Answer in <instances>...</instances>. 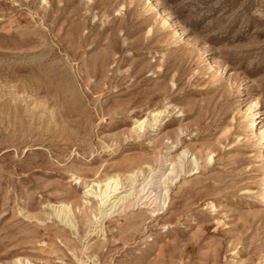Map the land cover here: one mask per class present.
Instances as JSON below:
<instances>
[{"label":"rangeland","instance_id":"374dc122","mask_svg":"<svg viewBox=\"0 0 264 264\" xmlns=\"http://www.w3.org/2000/svg\"><path fill=\"white\" fill-rule=\"evenodd\" d=\"M0 264H264V0H0Z\"/></svg>","mask_w":264,"mask_h":264},{"label":"bare ground","instance_id":"6f19581e","mask_svg":"<svg viewBox=\"0 0 264 264\" xmlns=\"http://www.w3.org/2000/svg\"><path fill=\"white\" fill-rule=\"evenodd\" d=\"M144 123H145L144 121L138 122L137 128L142 129L144 127ZM254 125H255V122H253V126ZM137 173H138V171L136 173L135 172L130 173V175H129V179L131 182L130 187L135 185ZM120 185H121V183L119 182L118 177L109 178V179L105 180L103 185H101L100 183H97L96 184V188H97L96 191H93L92 187L89 188V190L87 191L88 194L92 195L95 199L98 200V202L96 204L97 209L96 208L95 209L98 210V213L100 216L109 215L111 210L114 209L118 203H121L123 205L124 203H126L129 200V198L131 196H133L134 192L132 190H131L132 191L131 193L129 192L127 194L125 193V194L121 195V193L123 191H120L122 188V185L121 186ZM143 190H144V186L141 187L139 192H142ZM129 191H130V189H129ZM54 211L56 212L57 215L58 214L61 215L64 213L65 214L64 217H66V215L68 214L66 222L69 225H72V222L69 218L71 210L68 206L62 205L61 208H58V210L56 208H54Z\"/></svg>","mask_w":264,"mask_h":264}]
</instances>
